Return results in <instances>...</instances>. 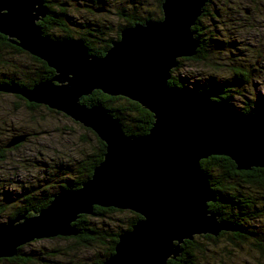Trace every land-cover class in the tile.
<instances>
[{"label": "water", "instance_id": "obj_1", "mask_svg": "<svg viewBox=\"0 0 264 264\" xmlns=\"http://www.w3.org/2000/svg\"><path fill=\"white\" fill-rule=\"evenodd\" d=\"M209 0H164L163 19L121 31L103 57L79 39L53 40L39 26L48 14L40 0H0V35L55 71L31 89L0 92L43 105L91 130L106 145L103 161L76 191H62L48 207L0 225V259L41 239L77 236L73 223L94 207L139 215L103 264H168L195 236L218 237L239 229L209 210L216 201L201 161L229 158L237 171L264 168V115L241 114L215 90L169 85L178 60L200 46L192 28ZM96 12H102L97 10ZM140 104L154 116L148 134L128 136L103 107L81 102L94 91ZM15 137L7 148L24 142Z\"/></svg>", "mask_w": 264, "mask_h": 264}, {"label": "trees", "instance_id": "obj_2", "mask_svg": "<svg viewBox=\"0 0 264 264\" xmlns=\"http://www.w3.org/2000/svg\"><path fill=\"white\" fill-rule=\"evenodd\" d=\"M40 1L43 2L48 11L47 16L38 23L43 35L53 40H82L90 54L96 57H103L106 54L111 48V44L119 40L123 29L136 24H144L147 21H160L163 19L162 4L164 0H156L157 6L154 11L146 8L149 0H129L126 3L124 0H118L121 5L115 15L125 20V25L119 26L118 30L114 32L110 24L89 21L81 23L73 20L68 11L72 5L78 4L79 0H70L69 3L58 2L57 0ZM215 1L224 5L230 2V0H209L204 13L192 28V31L195 32V39L200 43L197 54L192 58L178 60V66L172 70L171 79L168 83L171 87L192 91L215 90L218 92L219 100H229L232 107L239 113L264 115L262 97L259 95L255 99H248L243 94V92L246 93V86L250 83L248 78L251 79L254 75V65L250 66L249 70L245 64L240 62L241 59L234 53V51L239 52V50L232 38L224 42L220 32H210L209 26H205L204 19L211 20V23L215 24V20L221 18L222 14L219 8L216 9ZM90 2V11L93 13L101 15L109 12L108 4L110 0H90ZM97 10L102 12H96ZM56 31L61 32L62 35H57ZM6 49L27 55L36 68H26L27 70L22 77L7 75L0 78V86L9 85L18 89H31L38 83L51 80L54 77L55 71L49 68L45 62L24 52L8 42L6 37L0 35V51L3 52ZM222 52H228V55H230V76L228 75L224 79L212 76L193 79L181 74L185 62L210 65L209 68L220 65L215 60L216 56L222 54ZM15 98L23 101L31 110L40 107V105L26 102L20 96L15 95ZM237 99L242 101V107L237 108L234 104ZM81 102L88 107H103L111 116L120 121L124 132L128 136L146 135L154 124V116L151 112L144 109L140 104L123 97H111L97 90L91 95L83 97ZM76 124L81 126L78 123ZM81 127L86 132L91 133L96 140L93 152L72 164L54 165L51 168V173L56 174L52 175L48 171L44 174L47 178H43L44 184L42 187H44V190L41 192L33 187L22 188L21 193L14 192L16 196L12 198L15 203L12 204L13 213L8 216L9 220L23 214H28V217H31L39 213L49 206L56 194L66 190L76 191L91 178L94 168L103 161L106 145L91 130ZM10 141L8 140L4 146L0 147L1 161H4L6 153L22 146L7 149ZM201 168L208 175L210 186L216 195V201L209 204V210L219 214L221 221H228L236 226L239 229L237 237L241 238V241L250 237H258L259 232L255 228L256 225H252V223H259L264 219V169H254L250 172L237 171L235 164L224 156H213L202 160ZM56 177H59L60 180L54 179ZM52 184H59L56 186L59 189L57 191H52L54 187L48 189ZM12 195L14 194L9 192L1 194L7 200H10ZM8 208L9 206L0 200V215L6 212ZM118 214L130 215L123 226L118 225V221L115 222V216ZM141 219L139 215L130 211L96 206L92 215H80L73 223L78 231L77 236L56 238L67 242L68 247L63 252L55 250L53 254L70 258L68 264H103L105 260L114 254L119 236L123 232L131 230ZM113 227H117V229ZM227 234L231 235L233 240H236L234 234L224 232L216 238L209 235L204 236V238L217 240ZM260 237L262 239L258 240V249L264 255V235L261 234ZM37 242L40 241H33L29 245ZM25 247L19 248L18 255L14 258L0 259V264H55L52 261V258L55 257L48 256L50 260H44L40 252L36 254L38 256L25 253ZM182 249L181 257L177 260H170L168 264H198V254L201 253L202 249L195 238L193 241H185ZM83 251L92 252V255L88 258H84L83 255L77 258V254Z\"/></svg>", "mask_w": 264, "mask_h": 264}, {"label": "rangeland", "instance_id": "obj_3", "mask_svg": "<svg viewBox=\"0 0 264 264\" xmlns=\"http://www.w3.org/2000/svg\"><path fill=\"white\" fill-rule=\"evenodd\" d=\"M57 1L69 3L70 0ZM124 1L126 3L129 0ZM148 2L147 10L154 11L157 6L156 0ZM90 5V0H79L78 4L70 7L68 14L73 20L81 23L89 21L110 24L114 32L119 26L125 25V20L115 15L121 5L118 0H110L109 12L101 15L90 11ZM215 7L219 8L221 18H217L215 24L211 23V20L204 19L205 26H209L210 32H220L224 42L231 38L236 42L239 52L234 51V53L241 59L240 62L249 70L250 66L254 65V75L251 79L248 78L250 83L247 84L246 93L243 94L248 99H255L260 95L264 101V0H230L226 5L216 2ZM56 33L62 35L59 31ZM228 52L216 56L215 61L220 65L214 68H209L210 65L185 62L181 74L193 79L209 76L224 79L231 73ZM26 68H36L27 55L10 49L0 51V78L7 75L22 77ZM234 104L237 108L243 106L240 99ZM24 135H27L26 140L15 145L22 146L6 153L4 161L0 160V200L9 206L6 212L0 215V225L10 221L8 216L13 213L12 204L15 203L13 198L16 196L14 192L21 193L24 188L30 187L41 192L44 190L43 178H47L44 174L47 171L52 175L56 174L51 173L54 165L72 164L91 154L96 146L94 136L65 115L43 105L31 110L23 101L15 98V95L0 94V147L8 140ZM54 179L60 180L59 177ZM57 185L59 184H52L48 189L54 187L52 191H57L59 189ZM4 192L14 195L7 200L1 196ZM128 217L129 214H118L115 216V222L118 221L117 224L123 226ZM252 225H256L258 237H250L243 241L239 237H234L236 240H233L229 234L217 240L204 238L203 235L195 236L202 249L198 254V264H264V255L258 249V240L262 239L260 235H264V219ZM113 228L117 229V227ZM56 238L37 240L40 242L32 245L28 243L25 245V253L38 256L36 254L40 252L44 260L49 261V257H55L52 258L55 264H68L70 258L53 254L55 250L63 252L68 247L67 242ZM77 255V258L82 255L88 258L92 252L83 251Z\"/></svg>", "mask_w": 264, "mask_h": 264}, {"label": "flooded vegetation", "instance_id": "obj_4", "mask_svg": "<svg viewBox=\"0 0 264 264\" xmlns=\"http://www.w3.org/2000/svg\"><path fill=\"white\" fill-rule=\"evenodd\" d=\"M238 112V111H237ZM256 169H259V168H256ZM264 169V168H263ZM254 170V169H253ZM247 172H250V171H247ZM224 233H232V234H234L235 235V237H237V235H239V234H237V232H224ZM248 238V237H247Z\"/></svg>", "mask_w": 264, "mask_h": 264}]
</instances>
